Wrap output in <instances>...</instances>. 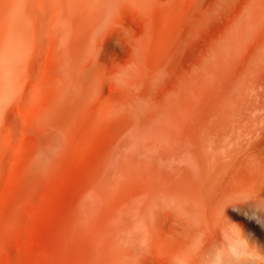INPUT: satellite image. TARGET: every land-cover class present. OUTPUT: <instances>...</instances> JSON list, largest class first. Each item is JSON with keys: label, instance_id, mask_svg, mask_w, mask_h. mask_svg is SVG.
Here are the masks:
<instances>
[{"label": "rangeland", "instance_id": "374dc122", "mask_svg": "<svg viewBox=\"0 0 264 264\" xmlns=\"http://www.w3.org/2000/svg\"><path fill=\"white\" fill-rule=\"evenodd\" d=\"M215 245L264 264V0H0V264Z\"/></svg>", "mask_w": 264, "mask_h": 264}, {"label": "bare ground", "instance_id": "6f19581e", "mask_svg": "<svg viewBox=\"0 0 264 264\" xmlns=\"http://www.w3.org/2000/svg\"><path fill=\"white\" fill-rule=\"evenodd\" d=\"M260 210V209H259ZM257 215V214H256ZM253 216H255V215H253ZM228 246H230V247H232L233 248V250H235V251H237V252H251L252 253V255H254V256H256L257 257V253H256V251L254 252V250L253 249H251L250 247H248V246H245V245H243L242 244V242L240 241V239H239V237L237 236V234L233 231V232H228ZM220 249V250H219ZM225 250H226V247L225 246H223V247H220V246H218V245H215L214 246V248L212 249V250H209L204 256H206V257H204L202 260H201V262L199 263V264H207V259L210 257V255L209 254H212V253H214V252H218V254H217V258H215V260L213 261V263H210V264H232L233 263V259H232V257L230 256V251H229V249H228V258H227V256L225 255L226 254V252H225ZM208 257V258H207ZM211 258V257H210ZM255 258V257H254ZM258 258V257H257ZM257 258H255V260L254 259H252V257H251V260H253V261H255L254 263L255 264H260V263H262V262H259V259H257ZM239 261V260H238ZM237 261V262H238ZM242 261H246V260H240L239 262H238V264H242ZM261 261V260H260ZM247 263V262H246ZM245 262H244V264H246Z\"/></svg>", "mask_w": 264, "mask_h": 264}]
</instances>
